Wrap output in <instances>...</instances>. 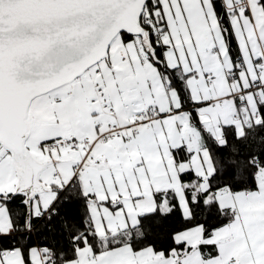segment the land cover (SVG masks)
<instances>
[{"label":"snow or ice","instance_id":"obj_1","mask_svg":"<svg viewBox=\"0 0 264 264\" xmlns=\"http://www.w3.org/2000/svg\"><path fill=\"white\" fill-rule=\"evenodd\" d=\"M0 264H264V0H0Z\"/></svg>","mask_w":264,"mask_h":264}]
</instances>
